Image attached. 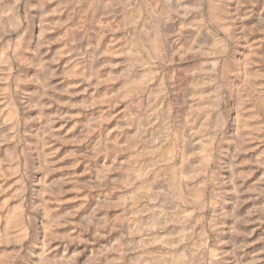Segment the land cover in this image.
Returning a JSON list of instances; mask_svg holds the SVG:
<instances>
[{
  "label": "rangeland",
  "instance_id": "1",
  "mask_svg": "<svg viewBox=\"0 0 264 264\" xmlns=\"http://www.w3.org/2000/svg\"><path fill=\"white\" fill-rule=\"evenodd\" d=\"M0 264H264V0H0Z\"/></svg>",
  "mask_w": 264,
  "mask_h": 264
}]
</instances>
